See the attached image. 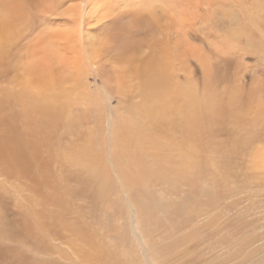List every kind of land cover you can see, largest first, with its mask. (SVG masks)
I'll list each match as a JSON object with an SVG mask.
<instances>
[{
    "label": "bare ground",
    "instance_id": "bare-ground-1",
    "mask_svg": "<svg viewBox=\"0 0 264 264\" xmlns=\"http://www.w3.org/2000/svg\"><path fill=\"white\" fill-rule=\"evenodd\" d=\"M263 192L264 0H0V264H185Z\"/></svg>",
    "mask_w": 264,
    "mask_h": 264
},
{
    "label": "rangeland",
    "instance_id": "rangeland-1",
    "mask_svg": "<svg viewBox=\"0 0 264 264\" xmlns=\"http://www.w3.org/2000/svg\"><path fill=\"white\" fill-rule=\"evenodd\" d=\"M230 198L232 201H219V210L210 218L214 225L203 229L198 247L197 243L191 245L185 264H201V261L205 264H264V192L255 194L254 199ZM240 231L245 234L241 238L248 239L243 248L238 251L227 248V253L221 249L223 241L231 243ZM159 264L177 262L167 255Z\"/></svg>",
    "mask_w": 264,
    "mask_h": 264
}]
</instances>
